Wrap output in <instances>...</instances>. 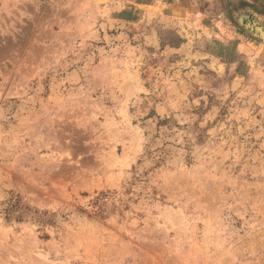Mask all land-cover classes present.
Returning <instances> with one entry per match:
<instances>
[{"label": "rangeland", "instance_id": "rangeland-1", "mask_svg": "<svg viewBox=\"0 0 264 264\" xmlns=\"http://www.w3.org/2000/svg\"><path fill=\"white\" fill-rule=\"evenodd\" d=\"M0 264H264V0H0Z\"/></svg>", "mask_w": 264, "mask_h": 264}, {"label": "trees", "instance_id": "trees-1", "mask_svg": "<svg viewBox=\"0 0 264 264\" xmlns=\"http://www.w3.org/2000/svg\"><path fill=\"white\" fill-rule=\"evenodd\" d=\"M13 203L12 204H9L8 206L9 207H7V208H5V215H6V217H11L12 216V208H13V206L15 205V204H20V200L18 199V198H16V197H14L12 200H11ZM16 202V203H15ZM20 208L23 210V211H25V210H27L28 208H27V206L25 205V204H23L22 202H21V204H20Z\"/></svg>", "mask_w": 264, "mask_h": 264}]
</instances>
